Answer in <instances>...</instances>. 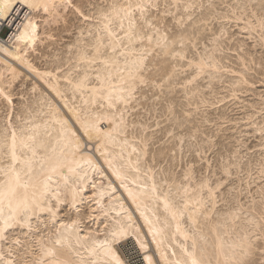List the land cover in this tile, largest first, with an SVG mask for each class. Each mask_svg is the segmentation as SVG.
<instances>
[{"label":"bare ground","instance_id":"obj_1","mask_svg":"<svg viewBox=\"0 0 264 264\" xmlns=\"http://www.w3.org/2000/svg\"><path fill=\"white\" fill-rule=\"evenodd\" d=\"M168 1L171 2L170 4L177 3V0ZM187 1L184 5L192 4V0ZM123 2L124 0L117 3ZM57 3H60V0H57ZM109 9L110 7L99 12L102 13ZM243 14L245 13L243 12ZM56 15H61L59 10L57 14L50 17L48 14L37 9L26 7L24 0H0V28L7 26L10 29L5 37L0 34V49H4V51H0V64L2 66L0 68V88L6 90L4 87V84L7 82V80H4L6 72L11 75L13 80L18 78L22 72H25L26 75L31 74L38 78L46 86L45 90L48 93V97L45 100L42 99L44 102L40 103L45 107L44 109L39 108L42 114L35 115L31 112L32 115H28L29 113L26 114L25 112L26 122L22 125H15L9 119L7 121V126L16 131L18 138H23L35 145L36 154L32 157V175L35 178H42L45 173L52 175L51 186L58 193V195H50L47 202L41 205L45 210H37L36 214L32 217L31 223L35 231L34 240L39 242L43 237L44 243L52 246L53 241L58 238L56 234L59 232V239L65 246L60 247L57 245L58 255L61 259L71 261L72 264H80L81 260L87 264L88 261L94 259L90 255V250L94 247L99 248L106 237L110 238L112 232H119L121 230L126 234L117 240L113 245V250L125 264H131L127 249L129 242H132L134 250L142 256L143 264H148L147 257H151L152 264H192L193 260H196L197 264H234L235 260L240 258V249L237 245L241 242V238L248 233L254 234L251 238H253L258 251L259 246L264 244V229L260 227L261 224H264V210L262 211L261 209L263 208L262 200L260 202L254 196H251L253 200L250 204H247L241 200V194H238L229 200L226 209L219 211L217 209L218 195L215 193L221 189L220 187L223 183L219 187H215L214 195L209 197L206 189L201 191L198 188L201 176L200 169H194L191 181H184L186 170L193 165L191 163L190 166L185 167L181 174L173 169V164L175 163H169L171 166L164 168L162 172L163 177L160 176V178L157 176L156 168L165 159V152L167 150H158L155 153L157 157L152 159L155 161L153 163L148 158L150 153L148 149V136L145 134L134 135L131 134L132 132L129 134L127 132L128 129L122 130L123 125L118 128L112 123V113L119 116L120 111H125V106L117 105L116 108L108 109L105 106V101L99 95L92 92V89L97 87L98 84L96 79L94 81L91 80V69H89L91 67H86L82 64L85 68L83 67L84 69L82 68L77 75H73V72H70L72 70L69 69V66L67 72L63 70L65 73L59 74L57 71L61 67L60 65L45 70L32 62L30 52L36 49V44L41 40V36L47 33L44 23L49 21V24L51 22L57 23ZM188 15H191L189 11L183 12L181 16L187 20ZM237 15L242 16L240 13ZM207 16L203 15L201 18L206 21L208 19ZM210 16L212 15L210 14ZM237 18L243 19V17L240 18L238 16ZM30 23L37 25L34 41L20 38L25 36L26 32L31 31L28 27ZM184 31L187 35H191L190 32ZM80 50L81 48L78 49L75 56L72 55L78 64L81 62L79 56ZM167 59L164 58L160 62H166ZM216 61L218 62L219 71L214 69L211 72V76L213 77H216V74L224 72L223 69L226 68L227 70V65L224 64L225 62H223L222 57L220 58L217 55ZM182 63L175 61L173 65L171 63V67L168 66L169 64L167 66L164 64L162 78L163 76H173L176 74V67H182ZM234 71L239 74V77L237 84H232L235 86H231L230 92L232 93L227 95V97L237 96L238 94L236 93L239 90L243 88H247L248 90V85L250 87V84H252L245 71ZM202 74L198 77L203 76ZM85 75L88 76V82L83 87H78V83L84 79ZM198 77L192 83H188L191 79V74L183 80L187 86V84L191 85L193 82H196ZM151 80L157 83L155 75L151 77ZM68 90L69 93L67 92ZM187 92H192L193 95L199 96L198 98L204 99L202 100L203 102L206 99L203 95L202 97L199 95L201 92L198 86L188 89ZM6 93L10 99L11 94ZM41 96L45 98L43 95ZM221 100H224V98L219 101ZM127 108L128 111H125L124 119L128 124L127 115L129 109L133 108V104H129ZM97 116L101 117L97 125L100 129V134L99 137L94 135L90 139L83 135L81 123L91 121ZM252 116V114L248 115L247 119L252 118ZM5 126L3 128L0 127L1 130ZM68 129L77 132V136L79 137L78 148L75 141L69 143L66 135ZM257 130L264 131V127H258ZM109 133H111V139L108 138ZM262 135L264 136V134ZM29 138L33 139L29 140ZM170 147L169 151L173 149V147L171 149ZM237 151L235 150L233 153ZM27 155L31 157V153ZM49 158L53 160L66 159L69 163L74 159L75 163L72 166L75 168V171L66 172L65 170H60L56 174H52L49 172V164L51 163ZM174 158L176 157L174 156ZM137 162H139V171L136 170ZM240 165L237 160L225 162L222 164L220 171L223 172L225 168H228L230 175H232V166L239 169L242 168ZM255 165H258V174L264 176V160ZM3 166V162L0 161V167ZM250 167L246 168L249 174L253 170ZM207 169L205 174L203 173L205 176L207 175ZM117 170L123 177V183L115 174ZM153 174H155L156 183L161 191L168 192L171 189V195L169 196L171 204L180 207L184 203H188L189 207L182 215L173 217L172 210H166L163 199L158 201L151 199L149 195L145 194L152 183ZM65 175L67 176V184L64 183ZM260 175L257 178H262ZM248 179L245 180V182L247 181L246 185L251 186L252 182H250L251 180L248 181ZM2 180L3 177L0 175V181ZM78 185H82V191L73 200L71 192ZM181 185L188 188L187 193L184 192ZM88 189L91 190L89 195H87ZM261 189L262 198L264 199V187L261 186ZM129 192L133 193V195H129ZM88 198L93 202L88 215V218L94 222L93 227L83 225V217L79 212L82 201ZM63 203L68 204L71 209H74L75 214L71 217H63L59 212V208L62 207ZM48 208H51L52 211H48ZM243 211L247 215L241 218L240 213H243ZM43 217H45V220ZM46 219L49 221L51 227L47 225L45 229L41 230L42 232L38 231L37 227L40 225L39 223L44 224L45 222L46 224ZM73 221H78V224L73 227H62L72 225ZM255 236L261 238L256 239ZM67 245H71V248L67 247ZM76 252L80 253L79 257L76 255ZM32 254L36 255V252L34 251Z\"/></svg>","mask_w":264,"mask_h":264},{"label":"rangeland","instance_id":"obj_2","mask_svg":"<svg viewBox=\"0 0 264 264\" xmlns=\"http://www.w3.org/2000/svg\"><path fill=\"white\" fill-rule=\"evenodd\" d=\"M119 1L122 0H96V4L93 6L88 3V0H72L75 8L94 16L96 19L90 23L83 22L75 8H66L60 11L61 15L57 23L51 22L49 24L50 21L44 23L45 25L48 24V27L44 25L47 33L41 36V42L39 41L36 44V49L30 52L32 62L45 70L60 65L61 67L57 71L59 74H63L64 71L67 72L70 69L73 75H77L85 66L81 62L76 63L74 56L77 54L78 49L90 45L95 36L98 35V23L101 17L99 11L106 10L114 2ZM186 1L177 0L175 4L178 7L170 8L169 11L174 13L175 16L178 14L177 17L181 16L183 12H186L184 10ZM191 2L193 7L188 11L191 13L192 20L187 22L184 30L190 32L194 37L193 45L198 49H202L214 38L220 37L221 51L218 55L220 58L222 57L224 64L227 65V70L226 68L223 69L224 72L216 74V77L211 76V73H204L203 76L198 77L196 82L186 86L184 78L188 77L191 71L183 70L186 67L184 62L179 61L183 65L181 64L182 67H176L175 73L177 75L163 76L162 78L163 65L167 66L169 64L168 66L171 67V63L173 65L175 61L163 52L157 53L154 57L152 56L148 61L153 69L149 76L151 78L155 75L157 83H155V86L137 93V99L132 103L133 108L129 109V116L127 115V132L129 134L132 132L131 134L134 135L145 134L148 136L150 153L147 157L150 161L157 157L155 153L158 150H167L165 159L156 168L157 176L163 177L164 168L171 166L169 163H175L173 169L179 174L184 171L186 166L191 164H195L197 169H202L204 174L206 168H208L206 174L210 170L214 177L224 180L221 189L217 191V209L219 211L226 209L229 200L238 194H241V200L247 204H250L253 200L251 196H254L260 202L262 200L263 206H261L263 208L261 209L263 211L264 199L262 198L261 190L263 188L261 189V186L264 187V176L258 174V165L255 164L264 160V136L262 135L264 131L257 130L258 127H264V38L261 37L259 32L249 31L245 27L244 21L247 19L251 25H256L257 19L264 16V0H192ZM168 3L171 2L168 1ZM238 12L242 16L237 15ZM203 15H208L206 21L201 18ZM237 16L243 17V19L240 20ZM168 26L172 31H176L172 28L171 21H169ZM9 30L7 26L0 28V34L5 37ZM90 32L91 35H89ZM221 33H223L222 36ZM191 56L192 52L189 50V58ZM164 58H168L167 61L160 62ZM156 62L158 63L156 64ZM97 67L92 66L89 68L92 77H94H91L93 81L95 80ZM0 68H2L1 64ZM234 70L245 71L252 84H250V87L248 85V90L247 88L239 90L236 93L237 96L227 97L232 93L230 88L237 84L239 77V74ZM8 75L10 74L7 72L4 74V80H7L4 87L6 92L11 94V103L0 97V127L2 128L7 124L8 119L15 125H22L26 122V114H42L39 108H45L41 104L48 97L45 90L46 86L33 75H26L25 72H22L18 78H15L16 80ZM169 77H171L170 80ZM170 86L172 87L169 89ZM195 86H198L199 91L202 93L199 92V95L206 98L204 102L202 101L204 99L198 98L199 96L187 92L188 89ZM67 92L69 93V90ZM41 95L45 98H42ZM223 98L224 100L219 101ZM42 99L44 100L42 101ZM251 114L253 115L252 118L247 119L248 115ZM131 122L135 123V128L131 126L134 125ZM169 133H172V135H169ZM182 138L183 144L179 143ZM169 147L170 149L173 147V149L169 151ZM232 150H238V154L237 152L233 153ZM200 153H206L203 156V161H201ZM234 159L241 164L240 166L243 169L232 166V175L229 174L227 178L223 177V172L220 171L222 164L229 161L234 162ZM247 167L253 169L250 174ZM259 175L262 178H257ZM247 179L248 181L251 180V186L246 185L247 181L245 182V180ZM90 191V189L87 190V195ZM91 205H93V202L88 198L83 200L79 207V212L83 217V225L86 227H93L94 225V222L88 218ZM59 212L65 218L75 214V210L71 209L66 203H63L62 207L59 208ZM246 215L244 211L240 213L241 218L246 217ZM46 221V224L45 222L44 224L39 223L38 231L45 229L47 225L51 227L49 221L47 219ZM34 233L33 228L31 240H34ZM10 243L11 240L4 243L3 248L5 251L9 248ZM128 245L132 246V242H129ZM21 254L23 255V253Z\"/></svg>","mask_w":264,"mask_h":264},{"label":"snow or ice","instance_id":"obj_3","mask_svg":"<svg viewBox=\"0 0 264 264\" xmlns=\"http://www.w3.org/2000/svg\"><path fill=\"white\" fill-rule=\"evenodd\" d=\"M24 3L26 7L37 9L50 17L57 14L58 10L75 8L72 0H60V3H57V0H24ZM88 3L95 6L96 0H88ZM176 7H178L177 4H169L168 0H124L123 3H113L109 10L101 13L98 23L100 34L94 38L90 45L81 47L79 56L81 63L86 67L98 66L95 76L98 86L92 89V92L105 101V106L108 109L124 105L125 111H128L127 106L137 99L138 92L155 86V82L149 76L153 69L148 61L159 52L165 53L173 61L184 62L186 67L183 70L191 71V79L188 83H192L202 73L210 74L214 69L219 71L216 56L221 51V38H214L202 49L195 47L193 45L194 37L187 35L184 31L185 25L192 20V16L188 15L187 20L182 16L177 18L174 13L169 11L170 8ZM192 7L193 5H185L184 10L187 12ZM75 11L83 22L90 23L96 19L78 8H75ZM56 19H60L58 15H56ZM169 21L176 31L169 28ZM244 24L249 31L259 32L264 38V16L257 19L255 26L251 25L247 19ZM28 27L31 31L26 32L25 36L20 38L34 41L37 25L30 23ZM222 35L223 33H221ZM189 50L192 52L191 58H189ZM0 51H4V49H0ZM87 82L88 76L85 75L77 86L83 87ZM0 97L11 103L3 88H0ZM125 111H120L119 116L112 113V123L118 128L123 125L122 130H126L128 127L124 119ZM100 118L97 116L91 121L82 122L83 135L90 139L94 135L99 137L100 129L97 125ZM132 127L135 128L136 125L134 124ZM66 135L69 143L75 141L78 148L77 132L68 129ZM108 138L111 139V133L108 134ZM32 139L29 138V140ZM183 142V140L180 141L181 144ZM28 153H31V157L27 155ZM35 154V145L23 138H18L16 131L8 127L7 124L4 129L0 130V161L4 164L3 167H0V175L3 177V180L0 181V264H72L71 261L61 259L58 255L57 245L65 246L59 239V232H57L58 238L53 241L52 246L44 243L43 237L39 242L30 239L33 235L32 217L37 210H45L41 205L47 202L50 195H58L56 189L51 186L52 175L45 173L42 178H35L32 175V157ZM205 154H199L201 161ZM49 159L51 161L49 172L52 174H56L60 170L75 171L72 166L75 163L74 159L71 163L66 159ZM138 165L139 162H137V171H139ZM195 167V165H191L186 170L184 181H191ZM115 174L123 183L120 172L117 170ZM229 174V169L225 168L222 176L227 177ZM64 183L67 184L66 175ZM221 183H223L222 178L214 177L210 170L205 176L201 169L199 190L206 189L208 196L212 197L214 188L219 187ZM181 187L185 193L188 192L187 187L184 185ZM81 191L82 185H78L76 189L72 190V199L75 200ZM145 194L158 201L163 199L166 210H172L173 217L182 215L189 207L188 203H184L180 207L171 204L169 202L171 189L168 192L161 191L156 183L155 174H153L152 183ZM215 194L218 195V193ZM129 195H133V193L129 192ZM47 210L52 211L51 208ZM76 224L78 221H73L72 225L62 227H73ZM260 227L264 229V224H261ZM125 234L122 230L112 232L110 238L106 237L99 248L94 247L90 250V255L94 259L88 261L87 264H125L113 250V245ZM253 236L254 234L248 233L241 238V242L237 245L240 249V258L235 260L234 264H264V244H261L257 251V246L251 238ZM255 238L260 239L261 237L255 236ZM10 240L9 248L5 251L3 244ZM67 247L71 248V245H67ZM34 251L36 255L32 254ZM76 255L79 257L80 253L76 252ZM147 261L148 264H152L151 257H147ZM80 264H85V262L81 260ZM192 264H197V261L193 260Z\"/></svg>","mask_w":264,"mask_h":264},{"label":"built area","instance_id":"obj_4","mask_svg":"<svg viewBox=\"0 0 264 264\" xmlns=\"http://www.w3.org/2000/svg\"><path fill=\"white\" fill-rule=\"evenodd\" d=\"M128 249V257L130 259L131 264H143L142 256L134 250L133 245H127Z\"/></svg>","mask_w":264,"mask_h":264}]
</instances>
